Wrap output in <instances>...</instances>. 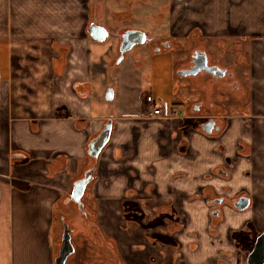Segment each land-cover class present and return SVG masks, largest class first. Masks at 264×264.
<instances>
[{
	"label": "crops",
	"instance_id": "1",
	"mask_svg": "<svg viewBox=\"0 0 264 264\" xmlns=\"http://www.w3.org/2000/svg\"><path fill=\"white\" fill-rule=\"evenodd\" d=\"M116 1L10 2L14 27L0 29V196L6 194L0 264H55L66 219L60 206L68 204L74 181L93 162L89 143L107 121L110 137L82 200L127 263L247 264L264 231V0H170L157 12L178 36L203 37L198 46L216 40L228 47L229 40L236 47L225 93L215 91L211 77L199 98L216 109L207 113L219 127L210 133L196 121L187 132L176 117V101L171 118L164 119L145 117L144 96L150 92L131 110L106 97L115 85L110 77L119 64L122 33L135 29L126 24L132 0ZM100 5L111 21L103 41L88 32ZM162 40L169 42L146 37L143 43L156 47ZM29 44L52 54L28 57ZM135 65L140 69L143 63L138 59ZM215 99L233 101L226 108ZM207 191L221 198L213 199L221 209L212 210ZM241 196L250 200L244 209L235 207ZM123 207L141 210L144 225L125 221ZM94 258L93 264L100 263Z\"/></svg>",
	"mask_w": 264,
	"mask_h": 264
},
{
	"label": "rangeland",
	"instance_id": "2",
	"mask_svg": "<svg viewBox=\"0 0 264 264\" xmlns=\"http://www.w3.org/2000/svg\"><path fill=\"white\" fill-rule=\"evenodd\" d=\"M169 1L170 0H132L131 10L133 16L126 21V24L130 28L144 30L147 34V41L157 40L159 42V38L161 37L162 39L169 40V44L168 46L158 45L160 50L155 51L154 46L149 47L145 43H138L125 53V58L114 68L110 77V83L113 82V78L115 79L113 89L116 93L113 98V103L114 105L122 106L125 110H131L134 104H138L142 94L146 95L150 92L156 101H167L171 107V111L174 106V101H176L179 104V109L177 110L179 114H185V112H187V115H197L199 118V115L205 116L207 113L211 112L210 110H216L215 106L213 109H210L207 103V105L199 103L200 96L204 93L207 94L205 88L210 87L208 84H211L209 79H211L212 76L203 72L196 75L181 76L178 74V70L192 63V56L196 49H204L209 55L210 62L216 63L221 67H226L229 71L231 62L237 57L235 56L236 47H233V45L230 46L229 40L226 41L228 47H219L220 42L216 40H210L207 44L208 46L203 47L197 45V41L203 39V37L194 40L188 36H178L179 34L169 29L166 18L162 21L161 17L157 15V12L161 11L163 5H169ZM10 2L11 0H0V29H2L1 27L7 29L10 25L14 27V16L12 15L14 9ZM116 2L119 1L117 0ZM104 3L105 6H107V2ZM6 6H9L8 13L5 12V10H7ZM103 7L104 6L101 5L98 7L99 16L96 18V23L104 26L108 24L110 26L111 21L110 17H108L109 14L105 13L106 8ZM86 14H88V12H86ZM174 23L177 24V21L175 20ZM163 36L168 37V39ZM161 43L164 44L166 42L162 40ZM32 44H29L27 47L29 48L27 53L28 57L34 56L33 58H35V55L39 54L47 58L49 54H52L48 49H43L42 47L36 49L32 48ZM1 45L6 49L5 41L2 40ZM18 50L21 52V49ZM138 59L143 63L140 69L135 65ZM1 70L2 72L4 71L0 64V71ZM25 70L27 75L31 74L28 65H26ZM226 77L227 75L214 78L215 91L218 92L219 95L220 93L224 94V88L229 87L228 82H226ZM139 88H141L140 91ZM223 101L220 99L214 100L216 105L225 106L226 108L227 106L229 107L230 101L233 100H229L228 104L226 99H223ZM193 104L199 105L200 110L193 109ZM233 111L237 110L235 109ZM227 112H229L228 109ZM184 141L186 143L187 138L183 140V144ZM191 151L192 149L190 146L185 144V155L191 156ZM93 165H95V169L93 170L94 179L98 167V158L93 159L90 167ZM93 179L91 181H93ZM91 181L88 183L85 191L91 188ZM204 195L206 196L207 202L212 206V210L221 209V207L213 201L215 197H219L215 195L214 191H207ZM5 199L6 194L3 192L0 196V209L4 205ZM66 201L68 204L61 205L59 210L63 211L62 214L65 215L66 219H64L63 222H68L69 227L75 229V234L73 231L71 233L75 251L68 257L66 264H92L95 260L94 257H99V253L102 255H110V252L105 247L102 248L100 244L104 245L105 241L109 240L116 248L117 241L109 239L105 235L102 236L97 224L92 223H95L94 209L83 205V210L81 211L73 200L68 199ZM179 203H181V199ZM181 205L182 204H180V211ZM88 222H91V224L89 225ZM60 239L61 237H59V245ZM96 244L99 246H96ZM56 249L58 253L57 246ZM122 253L123 252H121V254ZM111 261L112 260L109 258L106 260L105 264H111ZM120 264L123 263L120 262Z\"/></svg>",
	"mask_w": 264,
	"mask_h": 264
},
{
	"label": "water",
	"instance_id": "3",
	"mask_svg": "<svg viewBox=\"0 0 264 264\" xmlns=\"http://www.w3.org/2000/svg\"><path fill=\"white\" fill-rule=\"evenodd\" d=\"M89 34L98 41H103L108 37V31L103 25H99L92 22L88 28ZM145 32L137 29L127 30L121 37L119 46L120 55L117 58V63H120L124 59V54L129 51L135 44L145 42ZM168 45V44H166ZM160 48H156L159 51ZM206 71L212 73L215 76H223L226 73L225 68H221L217 65H209L207 53L203 50H196L193 55V65L190 68H182L178 70V74L181 76L196 75L199 72ZM106 97L113 99V88H109L106 92ZM197 109V107H196ZM215 120L210 119L207 123L202 125L203 131L210 133L213 131ZM112 128L111 121H107L101 132L93 138L89 143L88 153L93 159H97L103 147L107 144L110 132ZM219 127L216 126L215 129ZM13 157H25L22 153H14ZM95 165L89 167L80 178L76 179L73 183L70 199L76 202L79 209L83 210L82 197L84 195L87 184L93 179V170ZM249 197L241 196L235 201V207L238 209H244L249 205ZM72 228L69 227V223L63 222V229L60 239V245L58 253L54 258L55 264H66L68 257L75 251V246L72 242ZM247 264H264V231L257 236L253 248L248 254Z\"/></svg>",
	"mask_w": 264,
	"mask_h": 264
},
{
	"label": "flooded vegetation",
	"instance_id": "4",
	"mask_svg": "<svg viewBox=\"0 0 264 264\" xmlns=\"http://www.w3.org/2000/svg\"><path fill=\"white\" fill-rule=\"evenodd\" d=\"M92 22H95L96 23V21L95 20H92L91 21V23ZM90 23V24H91ZM97 24H99V23H97ZM99 25H101V24H99ZM90 26V25H89ZM105 27V26H104ZM106 28V27H105ZM107 29V28H106ZM127 30H129V29H126L125 31H123V33H122V35L127 31ZM108 31V30H107ZM109 34V33H108ZM145 35H146V37H147V34H146V32H145ZM121 42V41H120ZM166 44H169V43H165V44H163L164 46H168V45H166ZM120 46V45H119ZM156 48H160V47H155V49ZM196 50H203V51H205L204 49H196ZM196 50H195V52H196ZM127 52V51H126ZM125 52V53H126ZM195 52H194V54H195ZM206 53H207V51H205ZM193 54V55H194ZM119 55H120V50H119ZM118 55V56H119ZM207 58H208V64L209 65H217V66H219L218 64H216V63H212V62H210V58H209V55H208V53H207ZM193 65V56H192V63H190L187 67H184V68H190L191 66ZM219 67H221V66H219ZM221 68H225L226 69V73H225V75H223V76H215L214 74H212V73H208V72H206V71H203V73H207V74H209L210 76H212V77H224V76H226V75H229L230 74V72L228 71V69L226 68V67H221ZM200 73V72H199ZM196 107H197V109H196ZM192 108L193 109H196V110H200V108H199V105H196V104H193L192 105ZM181 117L182 118V121H183V124H185L186 126H188V128H190L187 132H190L191 130H193L194 129V122L196 121V122H198V124H200V126L202 127V125L203 124H205V123H207L210 119H213V120H215V124H214V128H213V130H215V128H216V126H218V122H217V120L215 119V117L213 116V115H205V116H199V118L197 117V116H186V115H183V114H179L178 116H176V117ZM186 134V133H185ZM214 136V135H213ZM68 199H70V196L69 197H67V199L66 200H68ZM214 199H221L220 197H215ZM71 200V199H70ZM221 203V202H220ZM83 205H84V203H83ZM77 207L79 208V206H78V204H77ZM131 212H130V210L128 209V207H123V218L125 219V221H128V222H130V219H137L138 220V222H140L139 223V225L138 226H143L144 224H142L141 223V221L144 219V215L142 214V215H140V213H142L141 212V210H139V209H136V208H131ZM89 223V225L91 224V222H88ZM93 223V222H92ZM182 223V222H181ZM180 223V225H179V227H178V230H181V229H183V223L181 224ZM93 225V224H92ZM144 228V227H143ZM74 228H72V231H73V233L75 234V232H74ZM106 249L110 252V255H106V254H104V255H102V254H100V255H102L103 257H101L100 256V258L99 257H96L97 258V260L98 261H100V264H101V262H102V264H105V262H106V260L107 259H111L112 261H111V264H120V262H122L123 264H130L129 262L127 263V258H126V255H122V254H120L119 252H118V248H115L112 244H111V241H109V242H107L106 243ZM119 256V257H118ZM102 258V259H101ZM119 260H120V262H119ZM93 264V263H92Z\"/></svg>",
	"mask_w": 264,
	"mask_h": 264
},
{
	"label": "built area",
	"instance_id": "5",
	"mask_svg": "<svg viewBox=\"0 0 264 264\" xmlns=\"http://www.w3.org/2000/svg\"><path fill=\"white\" fill-rule=\"evenodd\" d=\"M145 117H160L164 119L171 118V107L167 102H158L152 96V94H147L145 96Z\"/></svg>",
	"mask_w": 264,
	"mask_h": 264
}]
</instances>
